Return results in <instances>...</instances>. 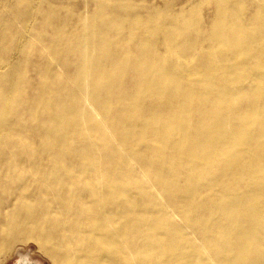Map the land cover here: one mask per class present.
<instances>
[{
	"label": "bare ground",
	"instance_id": "1",
	"mask_svg": "<svg viewBox=\"0 0 264 264\" xmlns=\"http://www.w3.org/2000/svg\"><path fill=\"white\" fill-rule=\"evenodd\" d=\"M30 240L264 264V0H0V264Z\"/></svg>",
	"mask_w": 264,
	"mask_h": 264
},
{
	"label": "rangeland",
	"instance_id": "2",
	"mask_svg": "<svg viewBox=\"0 0 264 264\" xmlns=\"http://www.w3.org/2000/svg\"><path fill=\"white\" fill-rule=\"evenodd\" d=\"M15 249L17 251L8 257L3 264H15L17 256L23 252H26L30 255L33 264H54L49 257H47L38 249L36 243L32 240L28 241L27 243H18Z\"/></svg>",
	"mask_w": 264,
	"mask_h": 264
}]
</instances>
